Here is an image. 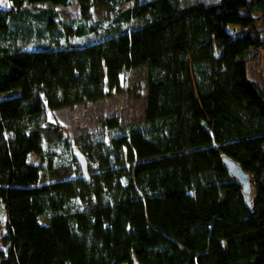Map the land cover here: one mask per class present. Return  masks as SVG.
<instances>
[{
    "label": "trees",
    "instance_id": "trees-1",
    "mask_svg": "<svg viewBox=\"0 0 264 264\" xmlns=\"http://www.w3.org/2000/svg\"><path fill=\"white\" fill-rule=\"evenodd\" d=\"M70 1L0 3V264H264V84L246 64L264 60V0L29 7ZM142 64L141 120L74 135L48 120Z\"/></svg>",
    "mask_w": 264,
    "mask_h": 264
},
{
    "label": "rangeland",
    "instance_id": "rangeland-1",
    "mask_svg": "<svg viewBox=\"0 0 264 264\" xmlns=\"http://www.w3.org/2000/svg\"><path fill=\"white\" fill-rule=\"evenodd\" d=\"M180 2H187L189 0H179ZM122 6V4H120ZM53 7L60 17L73 18L77 17V6L75 0H71L68 4L52 5L50 3H36L29 7ZM106 7L98 6L94 11V18H99L105 14ZM241 10V9H240ZM234 25L228 23V29L233 32ZM42 41H25L26 46H34L40 44ZM244 47L248 49L249 43H244ZM264 52L262 51V54ZM259 62V61H258ZM248 61L247 70L255 73V69ZM251 67V69H250ZM261 67H263L261 69ZM260 70V71H259ZM258 71L260 72V82L264 84V60L259 64ZM146 94V65L131 67L126 69L121 75V89L119 91L113 90L107 92L102 98L95 101H87L83 103H76L71 106H63L55 108L48 112V120L57 121L63 130L69 134L74 135L83 133L92 129L99 128L102 119L108 115L117 114L121 118V123L126 125L131 122L139 121L143 118L145 107ZM3 95L0 93V96ZM35 182V181H33ZM5 213L3 205L0 201V234L4 231ZM137 264V263H134Z\"/></svg>",
    "mask_w": 264,
    "mask_h": 264
},
{
    "label": "water",
    "instance_id": "water-1",
    "mask_svg": "<svg viewBox=\"0 0 264 264\" xmlns=\"http://www.w3.org/2000/svg\"><path fill=\"white\" fill-rule=\"evenodd\" d=\"M76 159L80 165L81 170L83 171L84 175L87 176V162L84 155L79 151L75 150ZM223 161L228 169V171L235 176L239 183L241 184L245 199L247 203H249L250 199V182L248 174L241 168L239 164L234 162L233 160L223 157Z\"/></svg>",
    "mask_w": 264,
    "mask_h": 264
},
{
    "label": "crops",
    "instance_id": "crops-1",
    "mask_svg": "<svg viewBox=\"0 0 264 264\" xmlns=\"http://www.w3.org/2000/svg\"><path fill=\"white\" fill-rule=\"evenodd\" d=\"M250 62H252L251 65L253 66V69H255V73H253V75L252 72H250L251 78L260 80L258 79V76H260V70L258 71L260 62H258L256 59H251Z\"/></svg>",
    "mask_w": 264,
    "mask_h": 264
},
{
    "label": "snow or ice",
    "instance_id": "snow-or-ice-1",
    "mask_svg": "<svg viewBox=\"0 0 264 264\" xmlns=\"http://www.w3.org/2000/svg\"><path fill=\"white\" fill-rule=\"evenodd\" d=\"M0 3H6V0H0Z\"/></svg>",
    "mask_w": 264,
    "mask_h": 264
}]
</instances>
